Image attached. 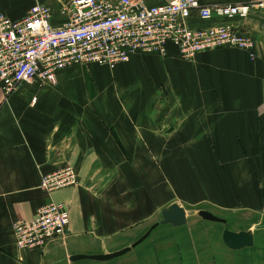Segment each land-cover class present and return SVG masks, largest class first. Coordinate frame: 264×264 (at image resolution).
<instances>
[{
  "label": "crops",
  "instance_id": "0c3cea01",
  "mask_svg": "<svg viewBox=\"0 0 264 264\" xmlns=\"http://www.w3.org/2000/svg\"><path fill=\"white\" fill-rule=\"evenodd\" d=\"M63 1L0 0V12L17 20L44 2L59 24ZM213 24L244 31L254 57L220 48L186 60L168 43L165 55L135 54L114 69L65 68L55 85L22 83L8 95L0 85V264L96 261L69 257L114 252H107L113 238L172 203L186 216L187 208L216 216L244 209L264 225V6L246 17L203 21L194 12L189 20L193 29ZM65 166L78 185L50 194L39 188L42 175ZM49 202L67 207L65 240L18 249L13 222ZM225 247L244 254L251 246Z\"/></svg>",
  "mask_w": 264,
  "mask_h": 264
},
{
  "label": "built area",
  "instance_id": "2783aa9c",
  "mask_svg": "<svg viewBox=\"0 0 264 264\" xmlns=\"http://www.w3.org/2000/svg\"><path fill=\"white\" fill-rule=\"evenodd\" d=\"M262 2L203 5L198 0H171L147 4L146 0H65L58 13L65 17L52 23L53 9L36 2L21 19L0 12V85L5 95L22 83L45 87L57 83L65 68L95 63L114 69L135 54L165 55L172 43L180 57L220 48L247 51L254 57L251 39L237 26L213 24L193 29L192 14L200 20L246 17ZM71 166L42 175L39 188L50 194L75 186ZM67 207L49 202L38 207L31 219L12 224L15 245L20 250L46 248L66 237Z\"/></svg>",
  "mask_w": 264,
  "mask_h": 264
},
{
  "label": "rangeland",
  "instance_id": "374dc122",
  "mask_svg": "<svg viewBox=\"0 0 264 264\" xmlns=\"http://www.w3.org/2000/svg\"><path fill=\"white\" fill-rule=\"evenodd\" d=\"M197 211L196 208H187L186 222L181 226L159 224L143 242L119 257L102 262L78 261L74 264H264V225L261 219L254 218L252 213L244 209L218 215L226 219L229 230H250L255 233L254 245L242 254L241 251L233 252L224 246L220 239L222 224L203 221L197 216ZM160 219L161 215L113 238L107 245V252L130 246Z\"/></svg>",
  "mask_w": 264,
  "mask_h": 264
},
{
  "label": "water",
  "instance_id": "95a60500",
  "mask_svg": "<svg viewBox=\"0 0 264 264\" xmlns=\"http://www.w3.org/2000/svg\"><path fill=\"white\" fill-rule=\"evenodd\" d=\"M197 216L201 217L204 220L218 222L224 225V229L222 231V241L230 249H240L242 247L252 246L253 244V234L251 231H232L229 230L227 227V221L224 218L218 217L212 214L209 211L199 210L197 211ZM186 222V211L185 209L178 205L177 203H172L169 206L163 208L161 210V219L154 223L139 239H137L134 243L130 246L124 247L118 251H114L107 254H93V255H86V254H76L71 255L69 257L70 261L76 260H83V259H90L96 261H107L113 258L119 257L132 248L139 245L143 242L151 233V231L157 227L159 224L165 225L169 224L175 227L181 226Z\"/></svg>",
  "mask_w": 264,
  "mask_h": 264
}]
</instances>
